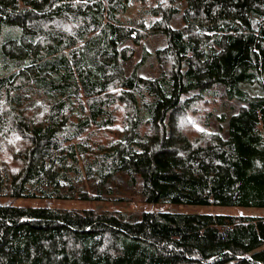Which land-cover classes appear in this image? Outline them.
<instances>
[{
    "label": "trees",
    "instance_id": "trees-1",
    "mask_svg": "<svg viewBox=\"0 0 264 264\" xmlns=\"http://www.w3.org/2000/svg\"><path fill=\"white\" fill-rule=\"evenodd\" d=\"M124 190L264 209V0H0V264H264V216L12 201Z\"/></svg>",
    "mask_w": 264,
    "mask_h": 264
},
{
    "label": "rangeland",
    "instance_id": "rangeland-1",
    "mask_svg": "<svg viewBox=\"0 0 264 264\" xmlns=\"http://www.w3.org/2000/svg\"><path fill=\"white\" fill-rule=\"evenodd\" d=\"M191 116V115H190ZM183 121V120H181ZM82 145H74L76 149V157L78 158L80 165L82 161L85 162V155L82 154ZM89 151H95L100 149V145H87ZM87 152V151H86ZM5 154V153H4ZM7 161V165L18 171L19 165L11 160V157L4 156ZM4 160V161H5ZM85 164V163H84ZM124 197L125 202H119L117 199ZM132 199V201H130ZM11 201V198L0 197V203ZM15 205L21 207H53V208H66V209H107V210H122L125 212L142 213L144 211L151 212H190V213H212V214H232V215H251V216H264V209H247L240 207H222V206H185L176 205L170 203H158V204H145L141 202L140 198L135 196L132 191H116L112 198L105 202H92V201H78V200H56V199H16L12 200Z\"/></svg>",
    "mask_w": 264,
    "mask_h": 264
}]
</instances>
